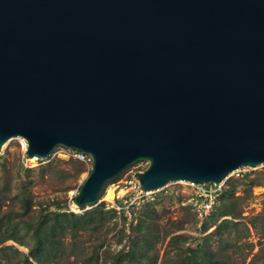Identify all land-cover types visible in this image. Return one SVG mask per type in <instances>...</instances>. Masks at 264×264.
Instances as JSON below:
<instances>
[{
  "label": "water",
  "instance_id": "1",
  "mask_svg": "<svg viewBox=\"0 0 264 264\" xmlns=\"http://www.w3.org/2000/svg\"><path fill=\"white\" fill-rule=\"evenodd\" d=\"M12 137L89 154L74 207L136 161L141 190L264 164V0H0Z\"/></svg>",
  "mask_w": 264,
  "mask_h": 264
},
{
  "label": "trees",
  "instance_id": "2",
  "mask_svg": "<svg viewBox=\"0 0 264 264\" xmlns=\"http://www.w3.org/2000/svg\"><path fill=\"white\" fill-rule=\"evenodd\" d=\"M68 158L73 165V174L77 175L83 170L81 162L71 157ZM53 159L48 158L46 162ZM0 162H2L1 159ZM28 172V167L17 163L15 167L16 191L7 197L10 200H15L17 203L15 209L5 207L6 197L0 190V264L154 263L155 254L150 252V249L159 235H164L166 232L159 227L157 221L159 216L151 205L153 203L152 195L139 202L142 203V214H134L135 205H131L128 219L125 218L121 210L115 211L112 207H104L102 201H98L80 212L68 209L65 198H52L34 207L35 203L27 188L31 181L27 177ZM113 179L114 177L109 181ZM242 179L244 186L240 189V194L233 193L234 186L231 180L227 184L224 182L216 202L206 214V220L199 228L203 233L193 245L186 246L182 251L181 249L176 251L179 246L174 242L181 235L174 234L168 238V242L173 240L172 246L175 247L172 264H242V258L238 260L235 255L239 251L238 245L234 239H229L227 232L229 229H237L239 221L233 218L240 216L241 205L248 197L250 187L258 184L260 177L256 175L246 178L244 175ZM109 181L101 185L95 200ZM115 212L121 223L115 229L116 238L120 241L124 235L126 242L115 250H109L104 246V240L106 233L116 225V221L113 219ZM219 215H228L229 218L223 217L217 221L216 218ZM133 219L134 222H132ZM207 221L212 224V228L205 231ZM124 228H126V232H124ZM20 229L23 230L21 234L29 240L24 252L10 245L1 244L6 238L16 240V234ZM223 232L226 233L224 236L221 235ZM82 235L87 240L89 238L87 250H85V246L79 245ZM212 236H215L216 239L213 246L209 243ZM246 264H250V261L248 260ZM254 264H264V259L254 262Z\"/></svg>",
  "mask_w": 264,
  "mask_h": 264
},
{
  "label": "rangeland",
  "instance_id": "3",
  "mask_svg": "<svg viewBox=\"0 0 264 264\" xmlns=\"http://www.w3.org/2000/svg\"><path fill=\"white\" fill-rule=\"evenodd\" d=\"M20 149V137L9 138L0 147V159L2 160V162H0V190L4 194V197H6L4 203L6 208L15 209L17 207L15 200H10L7 197L16 191L15 167L19 162ZM81 164L83 170L77 175L73 174V165L68 157H57L50 162L44 161L28 167L29 172L27 173V177L30 178L31 181L28 183L27 188L35 203L34 207L52 198H65L68 209H73L72 211L75 212H80L90 207L91 205L74 207L69 200L77 184L85 175L86 170H88V167L83 163ZM141 167L143 168L144 164L140 161H136L124 167L114 176L112 181L104 185L95 203L102 201L104 207H111L112 201L115 202L119 200L115 195L119 193L118 190L119 186L122 184V180L131 175L134 176V173L140 170ZM236 172L237 173L234 171L230 172L224 178L226 184L229 180L233 183L234 194H240V189L244 186L242 179L244 175H246V178L256 175L260 177L259 183L250 187V193L241 205L240 216L238 218H233L239 221L237 229H229L227 232L229 234V239H234V242L238 245L239 251L235 254L236 259L241 260L242 258V264H246L248 260L250 264H254V262H259L264 259V164H258L253 167L242 166ZM2 183H4V185H2ZM109 191L112 196L108 199L106 198V194ZM151 193L153 199L151 205H153L159 216L157 220L160 225L159 227L162 231L166 232L164 235H159L150 249V252L155 254L153 264H172L175 247L172 246L173 240L168 242V238L174 234L181 235L178 240L174 242V244L179 246L176 248V251L178 249L182 251L186 246L193 245L203 233L199 228L202 222L206 220V215L198 217L194 213L188 201L186 189L179 181L167 182L161 188L152 190ZM133 211L134 214H142V203L137 204ZM223 217L229 218L228 215H219L216 219L218 221ZM113 219L116 221V225L106 233L104 240V246L108 247L109 250H115L126 242V237L124 235H122L120 241L116 238L115 229L121 224L116 212ZM132 222H134V219ZM205 226V231L212 228V224L209 221L206 222ZM22 231L21 229L18 230L16 240L6 238L1 244L10 245L24 252L29 240L21 234ZM124 232H126V228H124ZM225 234L226 233L223 232L221 235L224 236ZM215 240V236L209 239L211 246L215 244ZM88 241L89 238L87 240V238L82 235L79 240V245L85 246L84 248L87 250Z\"/></svg>",
  "mask_w": 264,
  "mask_h": 264
},
{
  "label": "built area",
  "instance_id": "4",
  "mask_svg": "<svg viewBox=\"0 0 264 264\" xmlns=\"http://www.w3.org/2000/svg\"><path fill=\"white\" fill-rule=\"evenodd\" d=\"M21 139V149L19 153V163L24 167H30L32 165L46 161L48 158H57V157H71L81 163L86 167L90 165V156L89 154L67 148L61 145H55L47 154L46 157H40L36 154L24 155V141ZM145 165L144 161H140ZM240 169L236 168L233 170L235 173ZM184 186L187 192L188 201L192 206L194 213L198 217H202L208 213L216 202V198L220 193L221 189L224 186V179H221L217 182H193L190 180H179ZM152 190H141L138 186V183L133 175L126 177L122 180V184L119 186L118 194L115 195L119 200L111 202V207L116 211L121 210L125 215V218H129V207L131 205H137L146 198L151 197Z\"/></svg>",
  "mask_w": 264,
  "mask_h": 264
},
{
  "label": "bare ground",
  "instance_id": "5",
  "mask_svg": "<svg viewBox=\"0 0 264 264\" xmlns=\"http://www.w3.org/2000/svg\"><path fill=\"white\" fill-rule=\"evenodd\" d=\"M110 196H112V195H111V193H110V191H109V192L106 194V198H108V199H109V198H110Z\"/></svg>",
  "mask_w": 264,
  "mask_h": 264
}]
</instances>
